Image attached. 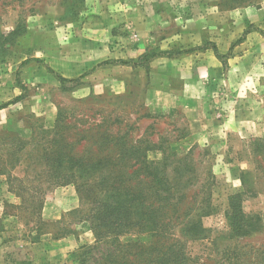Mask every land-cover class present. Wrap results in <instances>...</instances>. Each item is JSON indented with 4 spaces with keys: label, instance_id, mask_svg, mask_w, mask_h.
Masks as SVG:
<instances>
[{
    "label": "rangeland",
    "instance_id": "rangeland-1",
    "mask_svg": "<svg viewBox=\"0 0 264 264\" xmlns=\"http://www.w3.org/2000/svg\"><path fill=\"white\" fill-rule=\"evenodd\" d=\"M260 90L264 0H0V233L58 264H264ZM61 126L120 138L118 198L36 177Z\"/></svg>",
    "mask_w": 264,
    "mask_h": 264
},
{
    "label": "trees",
    "instance_id": "trees-1",
    "mask_svg": "<svg viewBox=\"0 0 264 264\" xmlns=\"http://www.w3.org/2000/svg\"><path fill=\"white\" fill-rule=\"evenodd\" d=\"M72 130L73 129H69L66 126L58 127V130L49 129V131L54 133V137L47 141L49 146L45 147L40 158L43 161L44 170L42 168L41 170H38L36 177L42 176V178L46 177L47 179L51 177L58 184L75 183L78 189L85 187L92 192L95 191L97 185L101 190V194H105L107 190L113 189L111 196L118 198L122 186L119 180L120 171L124 166V162L120 158H113L101 153L111 150L113 152L116 150V153L118 151L123 153V150H120L123 144L120 142V138L115 142L113 140H111V142L105 137L102 139L106 140H93L90 138L89 141L82 143L80 140L72 138L74 133ZM6 136L11 137L8 133H6ZM83 138L84 140H87L86 138L88 137L84 136ZM79 145H81V147H79ZM133 149H138V147L134 146ZM135 164L136 162H133L132 166ZM132 172H134V170ZM109 177H111V179ZM48 180L52 181L51 179ZM109 181H114V183H112L111 186H108L107 183H109ZM104 194L102 197L99 194L101 200L104 199ZM103 205L101 203L100 212L97 215V218L101 217L103 218L102 221H104L106 214L116 217L121 222L115 226V229L121 230L123 224L122 219L125 220L124 208L121 205L113 206L109 203ZM139 211V209H132L130 211L128 209L126 215H135V217L139 218V221H141V229L152 236L166 233L168 224H149L147 222L151 213L148 212V210H142L139 215ZM126 223L128 224V222ZM99 224L103 225L104 222ZM101 227L103 226H99L100 230H97V228L95 229L98 232L97 236L106 234V231H103ZM114 255L116 256L115 252ZM110 264H119V262L116 258L115 261L110 259ZM125 264L129 263L125 262ZM130 264H132V262Z\"/></svg>",
    "mask_w": 264,
    "mask_h": 264
},
{
    "label": "crops",
    "instance_id": "crops-1",
    "mask_svg": "<svg viewBox=\"0 0 264 264\" xmlns=\"http://www.w3.org/2000/svg\"><path fill=\"white\" fill-rule=\"evenodd\" d=\"M84 45H86V47L88 48H93L95 50L94 57L101 54V49H100L101 45L92 44L89 41ZM102 49L104 53V47ZM89 55L92 56L93 54L91 55V53L89 52ZM258 93H259L258 97H264V90H260ZM248 95H257V94H253L252 92H250L248 93ZM255 105H253L252 107H254ZM249 114L252 119V126L257 125L259 129L261 127L264 128L263 103L260 105L258 109L250 111ZM57 248H58L57 241H55V243L52 245L50 250H47L42 248L41 242L23 241L22 239L13 238L10 236L8 237L5 236L4 233H0V264H58Z\"/></svg>",
    "mask_w": 264,
    "mask_h": 264
}]
</instances>
